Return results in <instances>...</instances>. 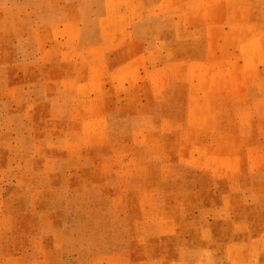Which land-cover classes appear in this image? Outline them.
Here are the masks:
<instances>
[{
    "label": "rangeland",
    "instance_id": "374dc122",
    "mask_svg": "<svg viewBox=\"0 0 264 264\" xmlns=\"http://www.w3.org/2000/svg\"><path fill=\"white\" fill-rule=\"evenodd\" d=\"M0 264H264V0H0Z\"/></svg>",
    "mask_w": 264,
    "mask_h": 264
}]
</instances>
